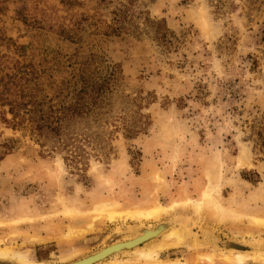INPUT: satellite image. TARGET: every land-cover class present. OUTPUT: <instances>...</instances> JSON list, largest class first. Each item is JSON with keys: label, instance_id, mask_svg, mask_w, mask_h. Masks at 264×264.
<instances>
[{"label": "rangeland", "instance_id": "374dc122", "mask_svg": "<svg viewBox=\"0 0 264 264\" xmlns=\"http://www.w3.org/2000/svg\"><path fill=\"white\" fill-rule=\"evenodd\" d=\"M14 67L55 102L84 72L104 93L75 125L77 159L0 103L1 247L55 264L129 238L145 222L123 214L158 204L188 239L214 242L172 259L229 264L197 255L230 239L264 253V0H0V78Z\"/></svg>", "mask_w": 264, "mask_h": 264}, {"label": "bare ground", "instance_id": "6f19581e", "mask_svg": "<svg viewBox=\"0 0 264 264\" xmlns=\"http://www.w3.org/2000/svg\"><path fill=\"white\" fill-rule=\"evenodd\" d=\"M102 205L106 206L108 204L105 205L104 203ZM112 207L113 208L111 209V212H116L114 206ZM192 207L194 208V213L198 212V217H201L199 216V211L202 208L200 201L193 202ZM154 208L156 209L146 212H143L140 209L129 214H123L125 217H123L124 220L129 219L134 223L145 222V224L140 223L141 225H135L138 228L134 227V225H129L128 227L131 229L129 230L131 231V234H127L129 238L126 239L125 237L124 239L123 237V240L121 239L115 241L99 248L97 251L87 254H84L87 250H84L81 247L77 249L73 248L71 252L59 256L57 259L58 263L55 264H184V262H182V260L179 258L172 259L169 257V250H171V248L179 247L182 244H185L189 248L196 249L202 245L213 246V241L209 238H205L203 240L202 238L199 239L196 236L193 238L190 237V239H188L189 236L185 225L179 223L176 225L173 223L172 219L168 217L169 215H172V207H160L157 204V206ZM174 210L175 209L173 208V211ZM164 215L166 218L163 222L156 225L146 224L147 221H157ZM88 228H91L90 225ZM84 232V229L73 230L71 228L69 233L65 235L67 238H71V236L77 235L79 233L83 234ZM258 242V239H253L250 242L243 239L240 240V242L235 241L234 243V240L232 241L230 239L224 242V245L227 247L220 248L217 246V249H213V251H217V253L211 251L212 253L208 254H198L197 258L200 261L206 260L209 263H213L215 259L229 264H241L242 262L244 263V261H248L249 259H256L257 261L264 263V253L261 252V250H257ZM246 243L249 244L251 248H253L251 252L244 250L242 251L243 248L238 245H245ZM163 251H166L167 255L162 259L160 254ZM79 255L82 256L80 257ZM74 257H77V259L74 260ZM9 258L13 259V261L18 264H42L38 261L36 262L29 260L26 254H22L21 252L13 250L11 246H0V259Z\"/></svg>", "mask_w": 264, "mask_h": 264}, {"label": "trees", "instance_id": "16d2710c", "mask_svg": "<svg viewBox=\"0 0 264 264\" xmlns=\"http://www.w3.org/2000/svg\"><path fill=\"white\" fill-rule=\"evenodd\" d=\"M11 70L0 78V103L9 107L13 125L28 127L38 139L58 144L70 152L72 159H77L75 125L96 115L98 98L104 93L103 82L84 72L71 99L55 102L41 93L42 85L34 81L31 72L23 67Z\"/></svg>", "mask_w": 264, "mask_h": 264}]
</instances>
